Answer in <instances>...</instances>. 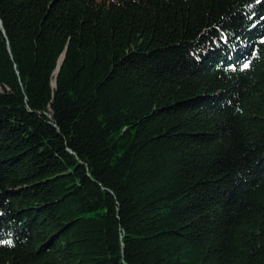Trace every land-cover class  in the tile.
<instances>
[{
  "label": "trees",
  "instance_id": "16d2710c",
  "mask_svg": "<svg viewBox=\"0 0 264 264\" xmlns=\"http://www.w3.org/2000/svg\"><path fill=\"white\" fill-rule=\"evenodd\" d=\"M0 264H264V0H0Z\"/></svg>",
  "mask_w": 264,
  "mask_h": 264
},
{
  "label": "water",
  "instance_id": "95a60500",
  "mask_svg": "<svg viewBox=\"0 0 264 264\" xmlns=\"http://www.w3.org/2000/svg\"><path fill=\"white\" fill-rule=\"evenodd\" d=\"M62 57H63V54L59 57V59H58V65H57V67H56V69H55V74L57 73V71H58V67H59V65H60V62H61V60H62Z\"/></svg>",
  "mask_w": 264,
  "mask_h": 264
},
{
  "label": "snow or ice",
  "instance_id": "6c2138e0",
  "mask_svg": "<svg viewBox=\"0 0 264 264\" xmlns=\"http://www.w3.org/2000/svg\"><path fill=\"white\" fill-rule=\"evenodd\" d=\"M245 67H247V65H245Z\"/></svg>",
  "mask_w": 264,
  "mask_h": 264
}]
</instances>
